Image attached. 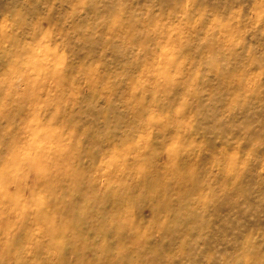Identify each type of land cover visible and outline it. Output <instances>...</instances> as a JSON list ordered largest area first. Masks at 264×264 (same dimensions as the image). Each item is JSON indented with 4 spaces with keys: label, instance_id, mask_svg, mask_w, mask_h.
I'll list each match as a JSON object with an SVG mask.
<instances>
[{
    "label": "rangeland",
    "instance_id": "obj_1",
    "mask_svg": "<svg viewBox=\"0 0 264 264\" xmlns=\"http://www.w3.org/2000/svg\"><path fill=\"white\" fill-rule=\"evenodd\" d=\"M0 264H264V0H0Z\"/></svg>",
    "mask_w": 264,
    "mask_h": 264
}]
</instances>
